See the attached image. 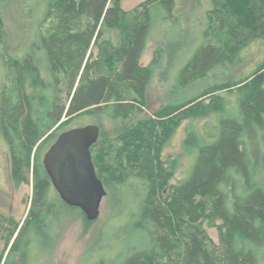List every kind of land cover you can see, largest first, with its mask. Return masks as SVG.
Segmentation results:
<instances>
[{
	"label": "trees",
	"instance_id": "trees-1",
	"mask_svg": "<svg viewBox=\"0 0 264 264\" xmlns=\"http://www.w3.org/2000/svg\"><path fill=\"white\" fill-rule=\"evenodd\" d=\"M45 2L47 7L40 26L49 21L54 25L46 36L39 33L38 43L32 49L43 54L55 84H59L58 74L64 75L72 97L64 107L56 101L47 103L45 114L49 129L62 127L64 116L72 120L92 114L125 122L141 113L140 102L146 98L158 64L155 60L146 68L140 65L153 26V12L162 7L170 13L174 0H149L135 16L122 10L121 0ZM214 2L206 32L221 33L224 41L218 47L202 46L181 71L178 87L204 79L227 61L234 62L252 44L261 43L264 47V0ZM102 29L116 30L120 43L115 46L104 41L99 48V59L91 63V54L86 62L91 46H96L103 36ZM3 30L0 2V41ZM36 61L33 54H28L22 61L9 63L17 76L19 97L17 104L5 101L0 108V129L11 147L12 178L16 187L30 184V156L37 149L34 194L27 221L20 227L13 217L0 213V231L7 244L15 238L5 264H9L14 254L23 264L28 262L33 229L43 225L42 219L53 216L55 208L61 211L64 205L78 210L64 204L59 195L50 198L54 187L44 165L40 164V155L48 141L43 140V127L34 118L32 97L24 90L29 80L35 88H46ZM228 86L239 87L237 116L226 115V103L222 99L212 96L211 103L204 104L203 98L216 92L213 88L201 97L163 109L155 120L149 121L169 131L163 140L155 133L154 125L149 128L154 132L153 137L145 132L144 123L121 135L123 139L125 135L129 139L135 136L137 143L125 146L119 159L134 165L128 175L135 172V178L149 185L144 202L138 206L134 225L149 236L152 248L133 253L120 264H261L258 253L264 248V186L260 185V180L264 181V147H261L264 143V62L252 75ZM211 111L222 116L216 133L201 140L189 134L184 146L196 152L192 172L178 185L169 186L171 197L164 200L165 179L173 176L175 166L172 163L168 173L157 168L156 158L162 155L178 125L192 117H206ZM10 130L20 135L27 156L23 161L12 148ZM259 133L263 134L261 140ZM101 143L100 137L92 151ZM94 165L99 179L109 188L95 162ZM205 220L223 222L220 245L215 249L206 246L208 238L201 225H197ZM177 234L181 235L180 240ZM176 241H182L180 246Z\"/></svg>",
	"mask_w": 264,
	"mask_h": 264
},
{
	"label": "rangeland",
	"instance_id": "rangeland-1",
	"mask_svg": "<svg viewBox=\"0 0 264 264\" xmlns=\"http://www.w3.org/2000/svg\"><path fill=\"white\" fill-rule=\"evenodd\" d=\"M45 1H0L4 20V36L0 41V108L5 101L13 105L18 102L17 76L9 63L22 61L28 54H33L37 60L40 78L46 88L40 86L35 88L29 80L24 90L32 97L34 118L43 127V140L48 141L40 155V164L43 165L46 153L61 134L76 128L97 126L100 128L102 143L92 151V156L109 188L106 189L107 196L102 202L100 216L94 222H89L80 209H68L64 205L61 211L55 208L53 216L42 219L43 225L33 229L26 264H120L129 255L152 248L149 236L136 229L134 225L138 219V206L144 202L149 185L135 178V172L128 175L129 169L134 165L119 159L120 152L125 146L137 143L135 136L129 139L125 135L123 139L121 135L125 131L127 133L128 129L137 127L139 123H144L145 132L153 137L154 132L149 131V128L150 125H154L155 133H159L160 140H163L169 131L164 130L162 126L156 127L149 121L155 120L156 115L163 109L201 97L213 88L216 92L203 98L204 104H210L212 96L222 99L226 103V115L237 116L239 87L233 88L228 85L256 71L264 62V47L261 43L252 44L243 50L234 62L227 61L225 65L210 71L204 79L184 88L178 87L179 75L194 54L202 46L211 44L218 47L224 41V35L206 32L208 14L216 4L214 0H174V7L170 13L162 7L153 12V26L140 65L146 68L155 60L158 64L147 89L146 98L140 102L142 112L130 116L125 122H113L104 116L97 117L92 114L72 120L64 116L60 123L63 126L58 125L50 130V122L45 114L47 103L56 101L58 105L64 107L69 105L72 97L64 75L58 74L59 84H55L54 79L49 76V67L43 54L32 49V45L38 43L39 33L46 36L54 25V22L49 21L40 26L43 11L47 7ZM147 1L149 0H121V8L127 14L135 16L142 12L141 5ZM102 34L100 42L96 46L94 44L91 46L86 62L91 54V63L99 59V48L104 41L119 45L120 38L116 30L102 29ZM220 117L222 116L219 113L211 111L206 117H192L176 127L164 152L156 158L157 168L165 169L168 173L171 164L175 166L173 176L165 179L166 186L162 192L164 200L170 198L172 194L168 187L178 185L192 172L196 152L189 151L184 146L189 134H195L200 140L208 139L210 135L216 133L215 128ZM171 128L174 129V126ZM8 135L18 159L25 160L27 156L20 135L11 130ZM262 135L259 133L260 140ZM263 145L264 143L261 144L262 148ZM36 150L30 156V184L16 187L12 178L11 147L0 129V213L13 217L20 227L27 221L32 207ZM260 185L264 186L263 180H260ZM57 196L58 193L53 188L50 191V198L55 199ZM197 225H201L208 238L206 241L208 248L215 249L220 245L222 221L205 220ZM177 235L180 240L181 235ZM14 240L15 238L7 244L4 234L0 231L2 264L7 261ZM181 242L176 241V244L180 246ZM258 254L261 264H264V248ZM20 260L14 254L9 258V264H23Z\"/></svg>",
	"mask_w": 264,
	"mask_h": 264
},
{
	"label": "water",
	"instance_id": "water-1",
	"mask_svg": "<svg viewBox=\"0 0 264 264\" xmlns=\"http://www.w3.org/2000/svg\"><path fill=\"white\" fill-rule=\"evenodd\" d=\"M100 128L87 126L61 134L46 153L43 165L64 204L80 209L89 222L96 221L107 191L99 179L92 148L100 139Z\"/></svg>",
	"mask_w": 264,
	"mask_h": 264
}]
</instances>
